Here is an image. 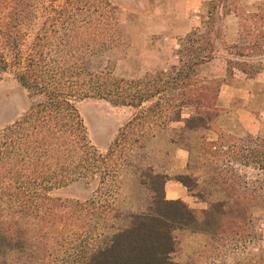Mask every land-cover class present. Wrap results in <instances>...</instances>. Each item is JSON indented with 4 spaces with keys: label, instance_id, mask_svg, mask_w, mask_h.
Segmentation results:
<instances>
[{
    "label": "trees",
    "instance_id": "16d2710c",
    "mask_svg": "<svg viewBox=\"0 0 264 264\" xmlns=\"http://www.w3.org/2000/svg\"><path fill=\"white\" fill-rule=\"evenodd\" d=\"M118 16L116 0H0V72L12 74L33 100L0 130V264H172L173 231L198 223L183 201L165 198L168 177L150 174L148 207L129 212L114 230L108 223L117 212L119 172L161 127L210 130L221 113V86L235 72L250 79L264 72V0L202 1L198 25L176 42L178 66L135 79L115 76L109 58L125 42ZM215 59L224 62V77L197 74ZM84 99L134 111L105 154L88 139L76 106ZM232 141L202 137L196 148L218 170L226 199L205 211V220L219 215L223 234L262 199L254 190H236ZM222 159L227 163L219 168ZM75 181L97 183L96 193L85 200L50 195ZM176 181L190 187L188 176Z\"/></svg>",
    "mask_w": 264,
    "mask_h": 264
},
{
    "label": "rangeland",
    "instance_id": "374dc122",
    "mask_svg": "<svg viewBox=\"0 0 264 264\" xmlns=\"http://www.w3.org/2000/svg\"><path fill=\"white\" fill-rule=\"evenodd\" d=\"M116 1L125 42L109 58L115 76L135 79L178 66L176 42L198 25V7L206 0ZM241 1L250 4L261 0ZM231 22L227 19L225 25ZM196 72L201 77L222 78L225 64L215 59L199 66ZM32 102L12 74L0 72V130L21 117ZM76 106L90 143L103 154L134 113L131 108L96 99L81 100ZM219 106L221 113L210 130L183 134L181 124L161 127L144 139L143 147L119 172L117 192L112 196L117 212L108 223L114 230L125 225L129 212L148 207L153 195L150 174H163L172 181L178 176L190 178L189 188L180 183L178 186L187 194L189 201L185 204L193 210L198 223L193 229L173 231L172 264H264V72L252 79L235 72L233 81L221 86ZM218 134L234 138L230 144L237 150L231 162L236 190L251 189L262 196L249 206L247 219L224 234L226 223L219 215L205 220V211L226 199L219 186L218 170L215 163H207L196 152L202 137L215 141ZM226 163L222 159L218 167ZM96 186L97 183L86 186L75 181L54 188L50 195L85 200L96 193Z\"/></svg>",
    "mask_w": 264,
    "mask_h": 264
},
{
    "label": "crops",
    "instance_id": "0c3cea01",
    "mask_svg": "<svg viewBox=\"0 0 264 264\" xmlns=\"http://www.w3.org/2000/svg\"><path fill=\"white\" fill-rule=\"evenodd\" d=\"M178 185L179 182L167 179L164 184L165 198L167 200H181L184 203H187L189 201L187 194L184 192L183 188L179 187Z\"/></svg>",
    "mask_w": 264,
    "mask_h": 264
}]
</instances>
